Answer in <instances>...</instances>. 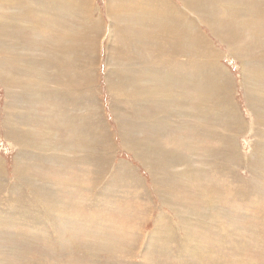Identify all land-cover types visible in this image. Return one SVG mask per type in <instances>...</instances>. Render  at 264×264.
<instances>
[{
    "label": "rangeland",
    "instance_id": "1",
    "mask_svg": "<svg viewBox=\"0 0 264 264\" xmlns=\"http://www.w3.org/2000/svg\"><path fill=\"white\" fill-rule=\"evenodd\" d=\"M54 1L58 6L51 5ZM54 1L31 3L38 13L31 17L22 4L23 16L2 19L5 26L0 28V52L9 50L7 55L11 51L24 60L28 56L16 74L0 65V158L4 168L0 171V264H264V155L256 161L254 171L245 161L247 157L253 161L250 156L257 148L254 127L260 128L259 119H264L250 96L258 98L257 90L264 84L258 80L245 84V62L229 56L209 69V56L204 52L208 49L203 48L195 65L178 71L180 75L184 72V86L170 89L171 98H165V82L158 96L150 88L137 87L140 103L129 102L148 122V130L157 117L166 123L154 134L142 127V136L146 141L155 139L156 146H149L155 151L160 146L162 155L179 153L173 162L154 163L150 151L137 155L123 145L128 144L123 129L127 111L120 102L128 100L125 97L113 103L115 90L111 85L120 80L139 85L142 68L132 69L143 67L140 58L145 52L125 50L121 41L131 39L137 30L161 40L155 19L141 23L138 11L145 10L138 9L140 4L134 12L123 2L137 0H78L82 12L78 3L69 9L65 0ZM242 2L240 12L245 11L249 18L244 23L256 25L251 8L245 7L249 0ZM193 19L191 11L189 17L184 16L182 39ZM55 21L58 29L48 36V25ZM38 28L41 33L37 38ZM204 28L210 31L213 48L230 51L221 40L212 38L218 28ZM67 32L72 44H78L74 55L80 59L85 48V60L79 68L70 67L63 73L59 67L50 73L43 56L60 58L65 43H55L54 38ZM7 40L11 44H4ZM40 61L42 68L36 74ZM110 62L120 66L122 75L117 66L108 70ZM193 73L205 79L209 75L224 78L230 95L220 87L215 89L212 79L201 84L193 81ZM13 76L18 82L25 81V89L20 91L27 102L20 100L18 90L23 87L11 89L14 92L9 95L5 80L10 87ZM71 78L75 84L85 81L89 92L85 102L72 105L60 94L62 83L63 90H68ZM36 85L42 91L33 97ZM69 98L72 101L75 95L69 94ZM10 99L18 102L12 105ZM228 109L230 113H225ZM10 110L12 115L18 112L23 129L18 134L29 143L19 159L27 172L24 177L15 169L20 147L3 126ZM128 125L136 129L140 123L132 120ZM235 134L231 143L229 136Z\"/></svg>",
    "mask_w": 264,
    "mask_h": 264
},
{
    "label": "bare ground",
    "instance_id": "2",
    "mask_svg": "<svg viewBox=\"0 0 264 264\" xmlns=\"http://www.w3.org/2000/svg\"><path fill=\"white\" fill-rule=\"evenodd\" d=\"M41 1L42 0H27V2L26 0H0V28L5 26V25L3 26L2 19H15L16 16H23V11L21 10L22 4H24L25 7H27L29 17L38 14L33 11L35 6L34 5L32 6L31 3L35 4ZM50 1H54V0H50ZM240 1L243 4L242 0ZM240 1L239 0L237 1L235 0H137V1H129L128 3H126V1H123L125 2L127 7H132L134 9V12L137 10L138 4H140L138 9L140 8L139 10L141 9L145 10V11H138L140 13L139 14L140 22L141 23H144L146 21L150 22L151 20L155 19L154 20L155 27L159 28V31L162 32V39L158 40L157 36L153 34H143L140 30H137L132 35L131 39L123 40L125 43L121 41L122 45L120 43L122 47H125V50L127 49L129 51L135 52L136 50L142 49L145 52V54L141 56L140 58V62L144 63L143 67L139 66L136 69L131 68L132 71L139 70L142 68V70L140 71L137 77V81L139 82V85L134 84L131 86L128 80L127 81L120 80L119 84L111 85V86H114V90H115V96L113 99V103L117 102L115 101V99L123 100L126 97L128 100V101L120 102V105L123 107V109L127 111L125 113L126 122L123 125V129L128 137L127 138L128 144L125 145L123 143L125 147L132 148L135 154L137 155H142L145 152L150 151L153 155V162L157 164H167L169 162L175 161L174 156H176L179 153L177 152L174 153L172 149H171L172 152L168 151L169 149L167 150L169 152L168 155L170 156L162 155L160 151V148H161L160 146L157 147L158 149L157 151H155V149L152 150V147H150L149 145L156 146L155 145L156 143H154L156 140L150 139L146 141L144 138L145 136H142L143 134L139 131V129L141 130L142 127L148 130V127H147L148 122H146V120L141 116V114H138L139 116L137 115V110H136L137 106L132 105L130 102L140 103L141 99L139 98L138 92H136L138 90L137 87H140V86L142 88H150L151 89L150 91H155L156 93L155 95L158 96L159 87H162V85L164 86L163 82L167 83V86L164 87L165 90L164 89H161V90H164L165 94L167 93L165 98L169 99L170 89L173 90V88L178 84L184 86V72L186 71V67L188 65H195L197 63V60L203 56V52H202L203 48L208 49L207 51H204V52L206 56H209L207 58L209 59L207 61L209 69H213L215 65L219 63L220 58H225L226 56H229L230 60L233 59L237 61L238 63L243 62V61L245 62V66L242 68V75L244 76L243 80L245 81V84H252V82L255 80H258L261 84H264V34H262L264 33V0H249V4L245 5L246 10L248 8H251L250 14L254 15L255 19H257L256 25H249V26L244 23V19H249L246 17L244 13L245 11L243 13L240 12ZM24 2H26V4ZM76 3H78L77 5L79 6V9L82 12L83 6L80 2H78V0H65V5L68 6L69 9L72 8L73 5ZM51 5H57V3L54 1ZM12 6H16L18 10H13ZM73 9H75V7ZM190 11L194 15V19L192 23H189V27L187 26V36L184 39H182L181 38V32H182V26H183L182 21H184V16L187 15V17H189ZM71 12H72L73 18H75V14H73V11ZM21 18L26 19L25 17H21ZM195 18H199V19L195 20ZM178 19H181V20H178ZM126 20L127 19H125V21ZM67 21L70 23L72 19L71 21L67 19ZM50 24L48 25V36H52L54 31L58 29L56 21L50 22ZM204 25H206L210 30L216 29L221 25L216 31H214L212 38H215V39L218 38L219 40H221L220 42L224 44L226 48L230 50L228 53H226V51L221 50V49L219 52L215 47H214L215 49L213 48L212 43L210 42V39H208V35L210 31L208 32L204 28ZM106 29H107V25L104 30L106 31V33H108L109 28L107 30ZM104 30L101 32V35L104 33ZM37 32H38L37 33L38 34L37 38H38L41 33V29L38 28ZM71 32H74V31L71 30ZM243 32H245V34L243 36V40L240 41V38ZM2 34H4L3 31H2ZM70 34H71L70 32H67L65 35L57 36L54 38L55 43H65L64 48H63V54L60 58H57L54 60L52 55L44 54L42 62L45 66V69L50 71V73H53L52 71L54 70H58L59 67L63 68V73L66 72L70 67L79 68L81 62L85 60V48L83 45H81L84 49H82V52L80 53V59H77L76 56L74 55L75 48L78 44H74V45L72 44L71 38H69ZM74 36H78L77 33H75ZM78 38L80 37L78 36ZM84 39H86V37ZM83 41L82 42L79 41V42L84 43ZM5 43L11 44L8 40L4 42V44ZM210 43H211L212 48L210 47ZM148 50L151 51L150 54L148 53ZM14 51H17V50L14 49ZM7 52H9V50H5V51L1 50L0 65H2V67L5 66V68H7L11 74L19 73V71L17 70L21 71V67H23V65L26 64V61L28 60V56H27V60H24L23 59L24 56H15V53L11 51L7 55ZM16 60L18 61L16 65L14 66ZM40 65L41 66L35 71L36 74L42 68L41 61H40ZM115 66H117L118 73L122 75V69L120 68V66L115 65L113 62H110L108 64V70L110 71ZM184 66L186 67L184 68ZM5 68L2 70L5 71ZM182 68H184V72L182 75H180L178 71L181 70ZM225 68L223 67V69ZM34 69L35 67L31 68L28 75L32 71H34ZM218 72H221V70H218ZM227 73L229 72L227 71ZM79 77H82V76H79ZM192 79L193 81L198 80L199 84H201L202 81L212 79L213 84L215 85L214 86L215 89L220 87L221 89H224L226 91L227 95H230L229 90L226 89L227 85L224 84V78H222V80H218L213 75H209V77L205 79L199 73H193ZM13 81L14 83H12L11 81V85L9 87L7 81L5 80V86L9 90V95H11L14 92V90H17L16 87H23L24 82H25L23 81L21 83V82L16 81V77L14 76H13ZM43 82L44 81L40 79V83H43ZM74 82H75L74 79L71 78L67 83L69 86V89L63 90V83H62L61 88L59 90L60 94L61 95L64 94L65 97H67V99L69 100V103L72 105H75L77 102L78 103L85 102V100L83 101V99H87L86 98L87 95L89 96V92L85 86V81H83V83H80V84H75ZM42 86H44V88L47 87L49 92H51V90L49 89L48 86H51L52 92H54V94L56 95L53 83H50L48 86L45 84H42ZM31 88H34V87H31ZM11 89H14V90L11 91ZM22 89H25V88L23 87L18 90L19 95L21 97L20 100H22L23 102H27L26 99L21 96ZM205 89H208V88H205ZM250 90H251V86L249 85L246 87V92L248 93L250 92ZM41 91H42L41 88H38V85H36V90L32 92L33 97L35 95H39ZM145 91L146 90H144V92ZM69 94L75 95V98H73L72 101L69 98ZM257 96L258 98L250 96V99L252 100V105L256 104L259 112L264 115V86L257 90ZM10 102H11L10 104L13 105V103L15 104V102H18V100L10 99ZM155 102L156 104H158L157 103L158 101H155ZM226 102L231 104L229 100H226ZM45 105L47 104L45 103ZM16 107L18 108V105ZM128 108L131 109L130 111L135 113L134 118H132L129 115L130 113L128 111ZM203 108L205 109V107ZM8 109L9 108H7V111ZM178 111H180L179 108H178ZM17 113L18 112L15 111V113L12 115L11 110H10V112H8L9 114L8 117L5 118L6 120H4L3 122V126L6 128V132L8 136L11 139H13L20 147L19 155L17 156L18 161L16 162L15 169L19 176L24 177L23 174L27 175V172L25 169H22L20 165L21 160L19 161V159L21 156L23 157L25 151L29 147V143L28 141L24 139L23 136H20L18 134V132H23V129L20 130L21 122H18L19 117L17 116ZM225 113H230V110L228 109L227 112ZM220 114L223 115L222 112H220ZM149 115L154 117V115H152V112H150ZM117 119L119 120L120 117H117ZM162 119L163 118L157 117V121L153 123L152 127L150 126L151 129L149 128L148 131L152 133L154 131L160 130L158 129L159 127L166 126L165 121ZM132 120H138L140 123V126H138L136 129L131 128L128 125V122ZM45 123L48 124V122H45ZM133 123L136 124L135 122ZM259 124L261 125L260 128L254 127V130L255 129L257 130V132L254 133L257 138V141H256L257 148L253 152V154L250 156L251 158H253V161L251 159H248V157H247L248 160L247 159L245 160L246 162L247 161L249 162L247 164L253 171L255 170L254 168L256 167L255 165H257L256 161L260 159L262 160L263 155H264V119L260 118ZM80 128L81 127H79V129ZM75 129L78 130L76 127ZM136 130H138V132H136ZM142 132H145V131H142ZM233 135L229 136V141L231 143L235 142L236 140V134L235 136ZM154 138L156 137L154 136ZM81 147L85 148V146L83 145H81ZM88 157L90 158V156ZM230 157L227 156V158H230ZM238 160L239 162H241L240 158ZM231 161H233V159ZM124 167L126 170H129V171L132 170L129 167L126 168L125 165ZM3 169L4 168L2 166V158H0V171H3ZM41 193H44V192H40L39 194ZM56 205L58 204H55V206ZM57 210L58 209H56V211ZM51 216H54V215H51Z\"/></svg>",
    "mask_w": 264,
    "mask_h": 264
}]
</instances>
